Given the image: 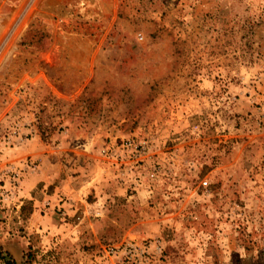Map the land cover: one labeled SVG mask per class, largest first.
<instances>
[{
    "label": "rangeland",
    "instance_id": "1",
    "mask_svg": "<svg viewBox=\"0 0 264 264\" xmlns=\"http://www.w3.org/2000/svg\"><path fill=\"white\" fill-rule=\"evenodd\" d=\"M0 264H264V0H0Z\"/></svg>",
    "mask_w": 264,
    "mask_h": 264
},
{
    "label": "built area",
    "instance_id": "2",
    "mask_svg": "<svg viewBox=\"0 0 264 264\" xmlns=\"http://www.w3.org/2000/svg\"><path fill=\"white\" fill-rule=\"evenodd\" d=\"M120 154L124 155V152L131 151V153L142 154L145 150V143L140 141H134L132 139L126 138L122 140L121 144L119 145ZM109 156L115 157L118 155L117 150L108 149ZM135 154V155H136ZM203 185H207V181H203Z\"/></svg>",
    "mask_w": 264,
    "mask_h": 264
}]
</instances>
